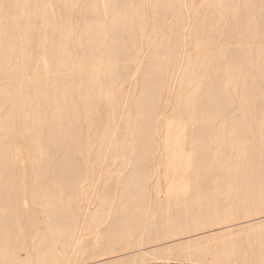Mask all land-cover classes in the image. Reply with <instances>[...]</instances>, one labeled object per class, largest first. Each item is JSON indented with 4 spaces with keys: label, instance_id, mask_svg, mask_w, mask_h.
I'll list each match as a JSON object with an SVG mask.
<instances>
[{
    "label": "bare ground",
    "instance_id": "6f19581e",
    "mask_svg": "<svg viewBox=\"0 0 264 264\" xmlns=\"http://www.w3.org/2000/svg\"><path fill=\"white\" fill-rule=\"evenodd\" d=\"M182 7L0 0V264H233L229 219L264 207V0Z\"/></svg>",
    "mask_w": 264,
    "mask_h": 264
},
{
    "label": "rangeland",
    "instance_id": "374dc122",
    "mask_svg": "<svg viewBox=\"0 0 264 264\" xmlns=\"http://www.w3.org/2000/svg\"><path fill=\"white\" fill-rule=\"evenodd\" d=\"M201 1L202 0H182V4H183L182 8H183L184 13L186 15H193L195 17H196V14H199L201 12L205 13V10L199 8ZM221 1L223 2L224 0H221ZM193 4H194V6H193ZM184 46H185V50H184L185 54H187V52L188 53H195V52H199V51L203 50V49H200V47L198 46V43H197L196 39H194L193 37H190V36L185 41ZM185 51H187V52H185ZM147 54H148V52H147ZM179 74H180V70L177 72V75L175 77V79H177V80L174 79L173 82H172L173 90H175L176 87H177L178 75ZM130 82L131 83L134 82V83L133 84H129ZM129 83H128L129 85H127V87L129 88V91L131 90L130 92H133L134 88L135 89L138 88V86L136 87L135 79H132L131 81H129ZM173 85H175V87ZM124 97H125V95H124ZM165 109H166V111H169V110H171V106H168V110H167V108H165ZM165 113H167V112H165ZM165 113H163V114H165ZM15 157L19 158V159H17V161H19L18 164L20 163V165H19L20 167H23V166L25 167L26 166V163L25 164L23 163L25 161L24 156H22L20 153H16ZM242 211H243V213H242ZM254 212L255 211L245 212L243 207H242V210H240V212H238L236 214V216H234V218L229 219V221L227 223V224H229V223L231 224V223L234 222V223H237V224L239 223L240 224V225H238L239 227L236 226V227L232 228L231 230H225V234L226 233L227 234L224 236V240L226 241V245L228 246V252L230 251V254H229L230 257H231V260H230L231 262L229 261L230 263L242 264L241 261L243 262V259H242L243 258V253L240 251L239 245L242 244L246 239L251 238L253 236H262V237H264V207L261 210V212L260 211L259 212L256 211V213H254ZM244 215H246V216H244ZM247 218H250V219L248 220ZM245 219L248 220V221H246ZM242 221H244V222H242ZM256 223H258V224H256ZM249 224H251L252 226H249ZM234 229H236V230H234ZM222 230H223V228H221V227H219V228L215 227V229H214L215 232H219V231H222ZM197 232L199 233V231H196V232L194 231L193 233H191L192 234L191 236H189L187 238L185 237V238L186 239H195L196 238L195 234L197 235V237H203L204 236L205 232L202 233V234L199 233L200 235L197 234ZM193 235L195 236V238H194ZM205 235H206V233H205ZM181 237L182 236H178V238L174 237L173 239L169 238L168 240H162L161 242L160 241H156V242L151 243L153 245L148 244V246L145 245V247L154 246V243H155V248L157 250L161 251V249H165L166 247H168L169 243H171L170 245H175L176 243L181 242L182 239L185 240L184 237L183 238H181ZM174 239H175V241H174ZM178 239H180V240L178 241ZM227 239H228V241H227ZM163 241H164V245H161L163 243ZM166 241H167V244L165 243ZM156 244H158V246H156ZM232 249H234V250H232ZM126 250H127V252H126ZM126 250L124 251V249L117 248L116 253L113 252V253H109V255L106 254L105 256L103 255V256L97 257V258L92 259V260L82 261L81 263L79 262V264H94L96 262H100L99 264H107V263H111V262H116V263L117 262H122V264L123 263H125V264L127 263L128 264L129 262L127 261V259L132 255V253H133L132 251L134 249H126ZM169 253H170V251L163 252V254H164L163 257L170 256V260H163V261H158V262L157 261L146 262L145 264H209V262H210L209 259L211 258L210 255H206L202 260H200L198 258H194L193 262H188V261L182 260L179 256H178L179 257L178 258L176 256L175 252L174 253H170L171 255ZM263 254L264 253H263L262 250H258L257 255L260 258H261V256ZM241 256H242V258H241Z\"/></svg>",
    "mask_w": 264,
    "mask_h": 264
}]
</instances>
